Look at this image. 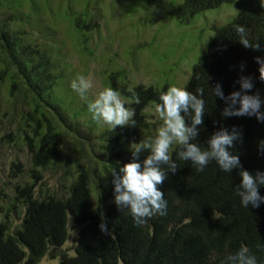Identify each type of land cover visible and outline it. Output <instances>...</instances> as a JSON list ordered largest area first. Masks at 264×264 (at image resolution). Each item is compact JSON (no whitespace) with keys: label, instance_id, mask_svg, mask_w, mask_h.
Masks as SVG:
<instances>
[{"label":"trees","instance_id":"obj_1","mask_svg":"<svg viewBox=\"0 0 264 264\" xmlns=\"http://www.w3.org/2000/svg\"><path fill=\"white\" fill-rule=\"evenodd\" d=\"M23 3H31L37 13L34 0H0V8L8 11L7 17L0 18V90L10 99V119L18 118L14 137L5 131L0 139L11 147H23L29 157L27 171L21 170L19 162L12 163L18 169L10 172V183H14L0 191V264H39L45 257L59 258L57 264H222L242 246L256 256L257 264H264V250L257 247L264 245V204L242 207L237 195L239 170L225 173L212 161L198 172L191 162L179 160L178 144L169 154L179 169L158 186L167 201L166 215H154L137 226L127 210H118L113 202L112 170L133 162V145L142 141L140 134L148 126L144 109L161 102L167 85L129 88L121 84L126 79L123 70L109 73L108 88L120 93L126 107L135 108L136 123L114 130L99 127L87 103L71 111L75 96L65 84L62 55L48 40L49 31L44 28L49 26L36 28L40 23L34 22V31L26 29L18 13ZM223 4H233L238 13L213 29L207 48L181 88L193 93L197 87L204 88L206 114L193 142L206 147L214 132L235 127L242 140L232 151L239 154L242 169L255 174L264 172V150L259 148L264 122L255 117L223 118L226 104L212 97L210 88L219 83L228 96L239 91L236 81L241 75L250 76L254 89L248 94L258 92L264 100V83L254 60L264 58V51L245 49L234 30L241 24L250 40L259 39L264 45V0H183L166 14L178 26L189 25L196 16ZM72 18L73 32L86 42L97 27L95 21L83 12ZM133 93L139 95L138 105L131 99ZM18 97L26 101V114L15 112ZM81 115L87 118L81 121ZM185 122L190 125V118L185 117ZM3 127L0 118V132ZM85 128L86 133L97 129L99 142L82 135ZM147 154L142 153L137 162ZM53 167L63 169V176L57 190L50 191L41 172ZM259 194L264 197V186ZM102 221L108 225V234L100 231ZM69 225L77 232L72 255L61 251Z\"/></svg>","mask_w":264,"mask_h":264},{"label":"rangeland","instance_id":"obj_2","mask_svg":"<svg viewBox=\"0 0 264 264\" xmlns=\"http://www.w3.org/2000/svg\"><path fill=\"white\" fill-rule=\"evenodd\" d=\"M183 0H34L37 13L30 7L31 3H23L18 10L21 21L25 22L28 31H34V22L49 26V41L56 46L60 55L65 84L72 96L71 111L80 108L84 103L93 102L98 95L108 88L109 73L123 70L129 88L137 85L153 86L161 89L167 85L181 88L187 81L193 64L207 48L213 29L229 23L238 13L233 4H223L221 7L208 10L196 16L189 25L178 26L166 14L167 10L177 7ZM45 4V5H44ZM68 13L66 17L65 13ZM85 13L96 23V29L86 37V42L75 35L71 26L72 16ZM8 15L7 9L0 8V18ZM13 24V23H12ZM38 34V31L35 33ZM45 35V34H44ZM48 35V36H49ZM47 36V37H48ZM46 37V38H47ZM44 40V38L42 39ZM83 76L91 83L84 97H81L71 87L78 77ZM123 102L125 100L120 97ZM10 99L0 90V118L4 123L3 131L15 135L18 118L10 119ZM19 107L16 114H26L28 111L25 99L17 98ZM21 105V107H20ZM6 111V112H5ZM92 115L90 112H88ZM147 128L141 132L142 141L154 139L163 121L155 111L153 104L144 109ZM87 117L81 115V121ZM99 127L109 126L103 122L96 123ZM101 128H98L100 130ZM82 135H88L91 141L99 142L96 130ZM170 146L171 147L175 145ZM19 162L21 170L29 169V157L23 147H11L0 139V191L12 186L10 172L18 171L12 163ZM63 169L53 167L41 172L44 186L52 191L62 182ZM91 195L94 189L90 186ZM16 225L19 221L16 220ZM15 225V224H14ZM77 232L69 225L68 237L61 251L73 254ZM59 258H43L39 264H57ZM121 264V263H120Z\"/></svg>","mask_w":264,"mask_h":264},{"label":"clouds","instance_id":"obj_3","mask_svg":"<svg viewBox=\"0 0 264 264\" xmlns=\"http://www.w3.org/2000/svg\"><path fill=\"white\" fill-rule=\"evenodd\" d=\"M234 30L239 37V44L245 49L264 51V45L259 39H249L245 26L237 24ZM254 60L259 66V80L264 83V58L255 57ZM236 83L239 84V91L228 96L224 95L219 83L210 88L212 97H217L226 104L221 116L255 117L257 122H264V111L261 110L264 100L258 92L248 94L254 89L253 78L241 75ZM71 87L84 97L91 83L80 76L72 82ZM203 97V87H197L195 93L176 86L169 87L160 95L161 102L155 106L156 113L163 121L156 137L134 144V151H131L133 162L125 164L118 171L113 168V202L121 212L127 210L137 226L154 215H166L167 201L158 186L168 179L170 173L175 174L179 169L176 160L169 154V148L174 143L179 145L176 154L179 160L191 162L198 172H202L212 161L225 173L239 170L237 195L242 207L258 208L264 204V197L259 194L260 187L264 186V172L253 174L243 170L239 154L232 151L235 143L242 140V133L238 129L220 128L206 140V147H199L193 142L198 138L206 114V101ZM131 99L137 105L140 103L137 93H133ZM88 111L94 120L111 126L113 130L118 126L134 127L136 123L133 119L135 108L126 107L120 93L112 88H106L98 98L90 102ZM185 117L190 118V125L186 124ZM259 148L264 150V141L259 142ZM145 152L148 154L143 161L137 162ZM99 228L102 233L108 234L106 222L102 221ZM257 247L264 250V245ZM222 264H257V258L247 247L242 246L236 253L229 254Z\"/></svg>","mask_w":264,"mask_h":264}]
</instances>
